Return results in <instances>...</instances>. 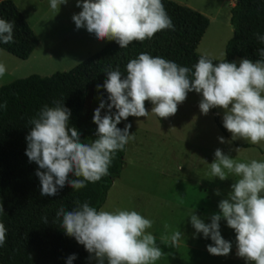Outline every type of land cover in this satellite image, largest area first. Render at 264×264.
<instances>
[{
    "label": "clouds",
    "instance_id": "obj_1",
    "mask_svg": "<svg viewBox=\"0 0 264 264\" xmlns=\"http://www.w3.org/2000/svg\"><path fill=\"white\" fill-rule=\"evenodd\" d=\"M67 2L50 0V7L57 10ZM77 7H82L72 17L77 30L86 28L97 40L115 41L120 48L152 39L163 30H174L162 0H77ZM14 27L0 19V42H14ZM257 39L264 43V35L257 34ZM258 52L261 59H242L239 66L226 61L214 64L205 53L193 66L194 72L162 57L141 53L128 62L126 76H122L119 66L107 70V80L102 86L97 85V90L103 87L108 93L107 102L101 97L94 110L96 139L89 143L81 140L76 127L69 126L71 111L64 102L54 101L53 107L45 105L30 121L25 152L29 162L38 165L35 175L40 181L41 196L55 197L66 185L79 190L109 175L116 153L135 139L134 134H129L130 123L124 129L117 125L129 117H148L146 101L153 105L151 113L160 119L168 118L176 114L187 94L195 91L202 95V114L207 115L213 108L224 110L223 126L232 134V140L243 139L254 145L264 142V49ZM6 71L0 63V78ZM218 139L226 143L223 137ZM210 168L221 181L229 173L239 179L231 185L227 198L219 202V213L211 216L210 223L196 214L190 216L195 234L202 233L205 239H211L212 243L207 245L209 254L228 256L232 243L221 235L223 219L235 231L236 255L247 264H264V162H237L216 149ZM215 194L219 196V190ZM0 212H4L3 205ZM56 216L62 217L61 228L66 235L84 246L88 259L96 264H155L166 255L156 237L146 231L153 222L136 211H98L87 202L77 201L71 211L61 207ZM44 222L47 223V217ZM6 232L5 225L0 223V247L6 243ZM182 235L176 231L168 238L172 247ZM75 259V254L69 256L66 264Z\"/></svg>",
    "mask_w": 264,
    "mask_h": 264
},
{
    "label": "rangeland",
    "instance_id": "obj_2",
    "mask_svg": "<svg viewBox=\"0 0 264 264\" xmlns=\"http://www.w3.org/2000/svg\"><path fill=\"white\" fill-rule=\"evenodd\" d=\"M38 40V45L26 60L18 59L0 50V63L6 74L0 86L31 75L48 77L56 72H67L111 43L97 40L86 28L77 30L73 15L79 14L77 0H68L52 10L50 0H12ZM205 16L209 26L196 53L209 54L213 60H222L227 41L232 37L230 0H171ZM83 3V0H80ZM234 0H232V6ZM236 63L239 66V61ZM202 95L187 94L178 105L175 115L157 118L146 107L148 117H132L129 134L135 135L125 146L120 175L110 187L100 210L136 211L153 224L147 229L166 255L155 264H247L236 255V234L223 219L222 237L232 243L228 256L208 253L210 238L195 234L190 216L196 214L205 223L219 213V202L226 199L231 185L239 177L227 174L221 181L211 173L216 149L237 162H264V142L232 140V134L223 126L224 110L210 109L202 114L199 103ZM223 129V132L220 130ZM223 137L226 143H220ZM239 149V152L236 151ZM227 173V170H225ZM219 190L220 195L215 192ZM167 225V227H165ZM183 233L172 247L168 239L174 232ZM163 238V239H162ZM89 264H96L91 260Z\"/></svg>",
    "mask_w": 264,
    "mask_h": 264
},
{
    "label": "trees",
    "instance_id": "obj_3",
    "mask_svg": "<svg viewBox=\"0 0 264 264\" xmlns=\"http://www.w3.org/2000/svg\"><path fill=\"white\" fill-rule=\"evenodd\" d=\"M162 3L174 30H163L152 39L134 41L126 48L112 41L67 72H56L48 77L31 75L0 86V105H6L0 107V205L4 211L0 212V223L7 229L6 243L0 247V264H66L73 254L77 259L72 264H89V253L73 237L66 235L61 228L62 217L57 218L56 213L61 207L71 211L77 201L87 202L99 211L112 182L121 172L125 148L116 153L109 167L110 174L100 181L87 183L79 190L66 185L55 197L41 196L40 181L35 175L38 165L30 163L25 155L26 136L32 127L30 121L45 105L53 107L54 101L64 102L71 111L69 126L76 127L81 140L89 143L96 139L94 110L101 97L107 102L106 90L103 87L97 90V85L102 86L107 80V70H116L119 66L122 76H126L128 62L141 53H148L194 72L193 66L200 57L196 49L209 21L174 1L162 0ZM0 19L15 25L14 42H0V50L26 60L37 47L38 40L12 0H0ZM230 25L232 37L225 45L224 57L212 59L213 63L261 59L258 50L264 49V43L257 39V34L264 35V0H234ZM189 75L192 78L191 73ZM151 105L145 102V107ZM106 111L107 108L101 114ZM131 119L129 117L117 127L124 129ZM220 130L223 132L221 127Z\"/></svg>",
    "mask_w": 264,
    "mask_h": 264
},
{
    "label": "crops",
    "instance_id": "obj_4",
    "mask_svg": "<svg viewBox=\"0 0 264 264\" xmlns=\"http://www.w3.org/2000/svg\"><path fill=\"white\" fill-rule=\"evenodd\" d=\"M230 1H231V4H230L231 7H230V8H232L234 5L232 6V0H230ZM123 157H124V156H123ZM121 169H122V168H121ZM119 175H120V174H119ZM113 182H114V181H113ZM113 182H112V184H113ZM111 186H112V185H111ZM108 191H109V190H108ZM107 193H108V192H107ZM99 210H100V209H99Z\"/></svg>",
    "mask_w": 264,
    "mask_h": 264
}]
</instances>
